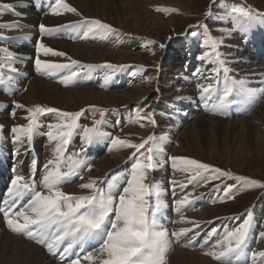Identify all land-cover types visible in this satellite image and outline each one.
Wrapping results in <instances>:
<instances>
[{"label":"rangeland","instance_id":"374dc122","mask_svg":"<svg viewBox=\"0 0 264 264\" xmlns=\"http://www.w3.org/2000/svg\"><path fill=\"white\" fill-rule=\"evenodd\" d=\"M28 1L30 2V0ZM39 1L33 3H26L24 1L8 3L13 5L14 8L11 10H0V24L12 23L19 25V27L12 29L0 27V36L6 37V39H0V49H7L8 52L12 54L11 58L14 62L13 67H15L16 69L25 68L26 65L30 66L31 68H35V65L33 66V64H35V60L37 58L48 57V55H44L43 49L40 50L39 54L37 53V45L39 43H42L43 40H47L50 36L48 34L41 33L39 26L43 23L38 19V23L35 26L26 25L24 23V20H26L27 14L22 13H27L32 9V7L38 6ZM65 3H67V0H65ZM182 4L183 9L166 6H162L161 8L158 7L160 9H168L169 11L167 12L158 11L157 8L148 7L147 11L149 13V17L147 18V20H151V15H159L161 16V20L164 23H168L169 21H171V26H165V28H161L160 25H157L155 32L150 33L149 36L147 35L148 33H146L144 28H141L138 31L131 32L133 35L119 34V30L113 28L116 30V34H109L107 36H104L102 33H98L97 36L95 35V38L92 39H90V35L85 38L83 36V33H80L79 31L77 40L74 41L72 39V35L73 30H76L75 26L84 23L85 21H91V19H83L76 22L63 23L53 28L46 27L47 29H50L54 32L57 28L59 31L63 30L64 35L59 38L57 37L58 40L61 41L65 40L75 44L81 43L85 46L93 45L96 47H109L111 50L115 49L117 51L121 49L125 50L126 48L131 49L133 47L132 50H134L133 52L137 53V56L140 58L141 63H131L133 65H119V68L123 67L125 73L127 72L125 76V79L127 80L125 81L124 86H118L116 80H114V77H116L117 75H120L119 77H121V74H118L116 71L109 67L106 71V64H102L103 66H99L100 64H89L94 66L97 65V67H100V69L96 68L95 72H93V69H89L84 65L83 67L82 65L76 67L72 66L73 68L61 70L60 72H58L59 75L52 76L51 78H49V80L52 81L51 83H55V80H57L58 77L68 75L71 69V71H77L79 73L77 79L81 81V85L97 87L103 92L123 93L126 89H129V87L138 86L142 83L144 85H147L148 87H151L153 94L158 95L156 102H151L149 97L146 96L147 99H144L141 103L137 105L132 103L130 104L131 106L127 105V107L121 111H119L118 109H112L109 111L107 109L99 107H87L83 109V113L78 122L84 124V126L81 129L79 127L78 131L79 134L84 137L83 128L92 127L94 121H102V123L99 125V128L101 127V130L103 132L110 133V137L112 138L120 137L119 132L125 128L130 127L138 131H147L148 134L145 137H136V140H132L130 142L138 144L143 142V140H145L148 136H154L156 138V141L159 142L160 146L164 148V154L156 158V160L158 161L157 169L159 170L160 175L167 174V180H169L176 168L173 167V162L170 159V157H173V155L168 152V150L175 145V141H173L172 137V134L175 133V130L172 125L174 127L178 125V121L174 122L173 117L176 115L175 112L180 111L173 105L175 104V102H178V106L181 107V112L184 114L186 113L187 115H189V113H196L195 109L192 110L191 108H187L186 105H183L187 102V96H183L184 94H186V92L192 90L193 94L190 97L188 96L189 99L195 101L196 105L203 107L202 104L208 103L209 101L204 102L200 100L199 85L214 83L217 79L219 82V77L224 82L228 78H230L232 81L243 80L245 82L246 88L251 90L250 101L252 102L253 108L246 115L247 118L250 117L249 115L253 116L259 104L264 102V100H262L264 96V74L257 75L256 80H244L243 77L234 75V72L232 71L233 62L229 60V58L232 56L230 52L238 53L242 60V62L239 61V64H245L247 67L260 65L264 69V64L262 63L258 62V64L251 61H243V58L245 56H249L251 60L254 59L245 50L246 48L239 40V36L235 33V31L238 32L239 28L236 27L232 15L233 8L246 7L253 13L252 23H258L264 21V9L255 7V4L252 3V0H184ZM55 6L56 3L53 4V8ZM60 11L61 14L57 15L59 17H66L74 14L73 12H68L63 9H60ZM209 11L211 12L210 16L207 15ZM16 13H19V15H16ZM46 15L53 16L55 14H53L52 9L49 7L45 12V16ZM221 20H224V22H222ZM154 23L155 22H151V25H153ZM223 26L224 28L225 26L231 28V34H233L232 37H234L232 44L240 43V47H237L233 50L226 44L218 43L219 41L217 40V37L222 33L221 29ZM29 31H33V33H27ZM19 32L23 33H21L20 35H14L12 37L9 36L10 34ZM193 33H195V35H193ZM68 34H71V38H69ZM242 36L245 35L241 34L240 37ZM17 37H24L32 42L29 45H26V43H29L28 41L26 42L22 40V42L16 43L14 39ZM245 37L247 39V36ZM57 38L55 35V39ZM8 40H12L11 45L7 44ZM206 40L209 41V44L213 40L217 41L218 44L216 45L215 51L219 54L220 60L223 61V64L221 66H219L217 62L209 63L208 61H202L200 59V57L203 56L205 52H212V49L209 47V45L205 43ZM17 45H19V47H25V49L16 51L14 47ZM227 54L230 55V57L228 58L227 63H225L223 56ZM191 55H193L194 60L192 69L189 68ZM49 56H51V54H49ZM21 57L23 60H25V62H21L18 59ZM50 58H54V60L66 59L67 55H52ZM212 59L213 61H215V57H213ZM6 60V53L0 51V62H4ZM61 64H70V62ZM225 67L229 70L227 74H225L223 71V68ZM213 69H219L218 78L217 74L213 72ZM97 70L104 71V73L107 74L106 76H109L110 79L112 76V82L116 86H112L113 84L110 79L105 82L106 76L102 75V73L97 72ZM176 70L177 72H175V74L174 71ZM198 70L199 74H197ZM17 72L20 73V70H17ZM40 73L39 75L42 74ZM175 75H178L179 77L175 79ZM45 77L48 76L46 75ZM94 77L96 79H94ZM26 78L27 77H24V81H26ZM4 79L5 81L7 80L6 75ZM24 81H16V84L21 91L18 96L24 94L26 91V86H22L19 84L20 82ZM89 81L95 82V84L91 85ZM161 82H166V84L169 85L174 84L175 86H179L180 88H178V90L175 92V96H171L172 98L168 96V98L166 95L172 91L170 87L175 88V86L166 85L168 87L166 88V86L159 85ZM60 86L63 90H66L67 88L64 84H61ZM72 88L75 91H78L80 89V87L77 86ZM13 91L8 94L9 97L2 93L3 96L5 95V100L10 107H14V105L16 104L14 102V95L16 94ZM160 97L165 99L164 103H162L161 100L158 101ZM216 103L217 102L214 101L212 103V107L209 110L204 109V111H202V114L205 112L203 115H205L206 117H218L217 119L223 120L224 129L229 127V123L235 121V119H237L238 121L239 119L243 118L242 116L240 118L227 120L226 117L222 114H215L210 112L213 110ZM81 111L82 109L78 112ZM84 111L86 112V115L87 113H89L90 115L85 116ZM101 112H103V115H101ZM57 114L58 113H46L42 115V117L46 118ZM246 116H244V118ZM177 120L185 124L191 123L189 122V119L185 120L181 119L180 117H178ZM42 123L43 124L39 127L41 129V132L46 130L44 122ZM163 126L169 127L162 129ZM77 128L75 130H77ZM224 132H226V130H224ZM257 132H260L261 134L258 135V133L255 135V141H253L252 144L245 143L241 138L234 139L230 137L225 138L224 136L219 137L216 136L215 133L206 135V139L211 143L216 144L217 148H224V151H234L233 153H235V158L231 157L229 160L223 161L220 158H216L213 159V161H208L212 163V165H209L213 168H219L230 173L232 177H246L249 180H255L260 184H264V126H261V128L257 129ZM168 134H170V137L168 136ZM165 137L166 139H163ZM258 138H261L259 140V144L256 143ZM129 150L133 152L135 151L134 149ZM141 151L143 152L144 150ZM133 152L131 153L133 160L138 159L139 154H137L136 157H133ZM165 160H168L171 165L167 166ZM203 160L207 161V156H204ZM160 162L162 163L160 164ZM227 162H230V167L225 166ZM152 175H155V173L149 172L148 176L151 177ZM212 175H214V173H203L202 177H198L195 180H191L188 182V184H192L193 182H196L198 180L199 183H197L194 190H200L201 195L210 194L212 196L211 200H209L208 202L204 204L202 203L201 206L198 205L199 208H203L209 205H211V207H217L215 208L216 210L211 218L203 222L205 224L208 223L207 226H210V232H212V230H215L214 232L216 233L217 228L219 230V228L221 227L219 230L221 233L219 234V232L217 231L219 236L215 239L216 241L214 242V244H212V246L217 245L218 242H220L221 239L223 240L229 232L234 231L237 227H239L245 219H250L251 226L246 238V243L244 245V252L239 256L237 264H264V258L259 256L253 258V253L264 252V237L260 235V233L264 232V187H248L243 185V182L238 181L234 178L211 179ZM204 176L209 177V179L205 181L203 178ZM155 179L156 178L154 177V179L150 183L155 182ZM226 185L232 188L231 196L228 195V188L226 187ZM172 213L173 212L168 213V218L171 219V221L175 218ZM241 215L242 218H239V216ZM158 223H161V221H158ZM172 226L171 228H169L170 231L174 229V227ZM208 248L209 247H206V249ZM205 253L206 252H204V256H207ZM233 259L236 258L233 257ZM212 262L214 264H220V262L215 260L214 258Z\"/></svg>","mask_w":264,"mask_h":264},{"label":"bare ground","instance_id":"6f19581e","mask_svg":"<svg viewBox=\"0 0 264 264\" xmlns=\"http://www.w3.org/2000/svg\"><path fill=\"white\" fill-rule=\"evenodd\" d=\"M20 1L30 3L28 0H0V4H8ZM183 2L184 0H67V4L75 8L76 12L71 16L59 17L57 15L45 16V12L49 8V6L43 3L41 0L39 1L38 6L32 7V9L29 10V12L27 13H22L27 14L26 20H24V23L26 25L35 26L38 23L39 19L47 28H53L63 23H71L83 19H91L100 20L101 22L110 25L112 28L118 29L119 34H132L131 32L138 31L141 28H144L146 33H148L147 35L149 36L150 33L155 32L157 25H160L161 28H165V26H171V21H169L168 19L169 22L164 23L161 20V16L159 15H151V20H147V18L149 17L147 8L153 7L158 9V7L161 8L162 6H166L183 9ZM252 3L255 4V7L264 9V0H252ZM221 21L224 22V20ZM151 22L155 23L151 25ZM75 29L76 30H73L72 35V39L74 41L77 40L78 32L79 30H81L78 28ZM57 30L58 28L55 32L52 31L54 34L50 35L47 40H43L42 43L45 44V46L50 47L56 51L64 52L67 55V58L54 60V58H50L52 56L51 54V56L48 55L47 58L42 57L39 59L47 60L54 63H68L71 60H76L79 62V64L76 66L82 65V67L83 65L87 66L89 64H100L99 66H101L102 64L116 65L118 67L111 69L116 71L118 74H121V77L125 73V70L123 67L119 68V65L141 63L140 58L137 56V53L133 52V47L131 49L126 48L125 50L121 49L117 51L115 49L111 50L108 46V48H104L102 46L96 47L93 45L85 46L81 43L75 44L65 40L61 41L58 40V38L62 36L59 35V32ZM221 32L222 33L217 37L219 44H226L227 46H230L233 50L237 47H240V43L232 44L234 37H232L233 34H231V28L227 26H225L224 28L223 26ZM21 33L23 32L15 34L13 33L9 36L12 37L14 35H20ZM27 33H33V31H29ZM55 35L56 38L58 37L57 39H55ZM95 35L97 36V34H90V39L95 38ZM68 36L69 38H71V34H68ZM14 48L16 49V51L20 49H25V47H19V45L15 46ZM230 53L232 55L231 57L227 54L224 55L223 58L224 62L227 63V60L230 57L229 60L233 62L232 71L234 72V75H237L238 77H243L244 80H256L257 75L264 74V69L262 66L257 65L253 67H247L245 64H239V61L242 62L239 54L233 52ZM243 61H251L253 63H258L256 60H251L249 56H245L243 58ZM34 65L35 64H33V66ZM99 66L91 69H93V72H95L96 68L100 69ZM73 67L71 65L70 68ZM35 68H31L30 66L26 65L25 68L17 69L20 70V73L24 74L25 77H27L26 81L19 83L22 86H26V91L20 96H18L17 93L13 91L16 94L14 95V102L16 104L24 105L25 108L22 109L10 107L5 100V95L3 96L2 92H0V125L3 126L2 130H0V158L3 161L7 162L8 165H11L10 168L13 174L17 176H23L25 180L31 177L33 170L31 155L28 152H24V149H26L28 146V142L25 141L24 144L16 143L14 141V134L11 132V129L16 125H25L27 123V120L25 119V117H27L28 115L26 108H31L36 105H40L43 107H52L62 112L71 113L78 112L81 109L83 110L87 107H99L107 109L109 111L112 109H118L119 111H121L126 108L127 105H130L132 103L137 105L141 103L144 99H147L146 96L149 97L151 102H156L158 97V95L153 94L151 87H148L143 83L139 84L138 86L129 87V89H126L123 93L103 92L97 87L81 85V81H79V84L77 85V87H80L78 91L73 90V86H71L73 82L66 86L68 89L66 88V90H63L60 86V79L62 77H58L57 80H55V83H51L52 81L49 80V78H51L52 76L59 75L58 72H55L51 75H47L48 77H45L46 74L43 75V73L41 74L40 72H37ZM107 70L108 67L106 71ZM175 72H177V70L174 71V73ZM39 73L41 75H39ZM101 73L102 75H107L106 73H104V71H101ZM119 76L120 75L114 77V80H116L118 86L124 85L127 79H125L124 77L123 79H121V77ZM178 77V75L174 76L175 79ZM159 85L175 86L174 84H166V82H161ZM166 88L168 87L166 86ZM170 88L172 91L166 95L167 97L175 96V92L180 87L175 86V88ZM192 94L193 91L190 90L189 92H186V94L183 95L184 97L187 96V102L183 105H186L189 109H195V114L189 113V115H187L186 113H182V109L180 106H178V102H175V104L173 105L180 111L175 112L176 115L173 117V121H178V125L176 127L172 125L175 130V133L172 134L173 141H175V145L168 150L171 155L176 157L191 158L197 161H202V163L212 165V163L208 161H213V159L216 158H220L222 161L229 160L231 157L235 156V153H233L234 151H224V148H217L216 144L211 143L209 140L206 139V135L215 133L216 136L219 137L224 136L225 138L230 137L234 139L241 138L245 143L252 144V142L255 141V135L258 133V135L261 134L260 132H257V129L261 128V126H264V102L259 104L253 116L249 115L250 117L247 118L246 116L245 118L243 117L238 121L237 119H235V121L229 123V127L224 129L223 120L217 119L218 117H206L205 115H203L205 112L202 114L204 108L196 105L195 101L189 99ZM159 100H161L162 103L165 102V99H163L162 97H160L158 101ZM262 100H264V96ZM13 111H15L16 114L15 118H13V116L11 115ZM84 115L87 116L90 114L87 113L86 115V112L84 111ZM40 117V125H42V122H44L46 130L41 132V129L38 128V130L34 133L37 138L34 143H36V141L38 140H41L39 145H36L37 150L43 152V154L41 155L42 161L40 163V166H42L40 172L41 178L44 174V165L49 159H52L54 156V148L56 147L57 143L47 135V133L49 132L48 126L58 123L59 115L57 114L46 118H43L42 116ZM178 117L185 120L189 119V122L191 123L185 124L177 120ZM77 125H79L77 130H74L72 134L74 135V140L78 143V146L75 150L71 149L73 157H75L76 154L81 151V149H85L87 146L84 144V137L83 139H80L78 131L79 127L81 129L84 124L77 122ZM168 127L169 126H163L162 129ZM224 130H226V132H224ZM52 131L55 134L56 130L52 129ZM147 134L148 132L145 130L138 131L131 127L125 128L119 132L120 138L128 141L136 140V137L143 138ZM168 136L170 137V134H168ZM261 138H258L256 142L257 144H259V140ZM70 139L71 138H69V140ZM108 145H105V147H102L99 151H97L96 158H99L91 165L90 171L85 170L83 179H80L75 185L63 189L62 191L73 195H89V190L81 189L79 187L80 184L86 183L93 178L96 179L98 183H101V181L104 180L108 174L119 170V166L122 165H126L127 171L131 173L132 167L135 163V160H133L131 155L133 151L129 150L131 148H119L118 146L113 145L111 149H108V147L110 146ZM13 147V151L10 152V148ZM15 149H19V153L22 152V154L14 156L13 152ZM22 155L25 158L24 163L15 168V166H17V164L19 163ZM204 156H207V161L203 160ZM127 162L129 163L127 164ZM161 163L162 162H160V164ZM165 163L168 166L170 162L168 160H165ZM225 166L230 167V162H227ZM149 172L155 173V183L161 184L165 189L163 197L168 207L165 208L162 212H164L165 214V218L168 222V225L166 226L163 223L159 224L161 227L166 228L173 221L172 227H174V229L170 231L169 228H166L169 233L170 240L169 250L166 253V264H214L212 262L213 258L208 255L204 256V252H208L210 250L220 251L221 249L214 248L212 245L205 244H208L213 239L214 241L212 244H214V242L216 241L215 239L221 233L219 231L221 227L219 228V230L217 228L219 234L217 231L215 233L213 230L212 232H210V226H207L208 223L205 224L203 222L211 218V216L216 210L215 208L217 207H211V205H209L203 208H199L198 206H201L202 203L204 204L211 200L212 196L210 194L201 195L200 190H194L195 186L197 185V183H199V181L197 180L192 184H188V176L190 175V173L183 172L178 167L175 168V171L173 172L169 180H167V174L160 175V172L157 167L149 170ZM129 178L130 174L127 179ZM173 181H175V185H173ZM181 185H183V187H181ZM186 194L189 195L190 203L188 205H185L180 212H177L176 201L182 199L183 196ZM153 199L154 197L150 199L151 203ZM170 212H173L172 214L175 216L172 221H170L171 219L168 218V213ZM192 222H198L199 228H193ZM182 228L191 229V231L181 236L172 235V233L179 232V230ZM40 244L28 238V236L24 233H16L11 231L6 223V220H4L3 212L0 211V264H60L58 260L54 259L49 254L47 248L42 247ZM206 247L209 248L206 249ZM80 264H90V262L82 259L80 260Z\"/></svg>","mask_w":264,"mask_h":264},{"label":"snow or ice","instance_id":"6c2138e0","mask_svg":"<svg viewBox=\"0 0 264 264\" xmlns=\"http://www.w3.org/2000/svg\"><path fill=\"white\" fill-rule=\"evenodd\" d=\"M13 8L14 6L11 4L0 5V10ZM60 9L76 12V9L65 3V0H56V6L52 8L53 14L60 15ZM157 10L169 11L160 8ZM207 15L210 16L211 12L209 11ZM232 15L236 27L247 33L253 21L252 11L246 7H237L232 9ZM0 27L12 29L19 27V25L5 23L0 24ZM39 27L42 34H54L43 24ZM75 27L83 30L85 38L90 34L102 33L104 36L116 34L115 29L100 20L85 21ZM0 39H6V37L0 36ZM205 43L209 45L212 52H205L200 59L209 63L218 62L222 65L223 61L220 60L219 54L215 51L217 41L213 40L209 44V41L206 40ZM41 49L46 56L49 54L54 56L66 55L64 52L56 51L43 43H39L37 45L38 54ZM0 51L6 53L7 56L6 61L0 62V73H3L5 67L10 73H16L17 69L13 67L12 54L7 49H0ZM213 57H215V61H213ZM70 64L76 66L79 62L71 60ZM35 67L37 72L51 75L63 69H69L70 65L37 58ZM87 67L91 69L97 66L87 65ZM107 67L116 68L118 66L108 64ZM223 71L227 74L229 70L225 67ZM213 72L217 74L218 78L219 69H213ZM197 74H199V70ZM78 76L77 71H70L68 75L60 79V83L67 86ZM13 79L12 75L8 76V80ZM109 79L110 77L106 76L105 82ZM4 82L3 75L0 74V85H3ZM216 82L199 85V98L201 101L208 102L215 96L217 103L213 111L217 114H226L228 108L241 102L235 98L234 93L239 96L251 94V90L246 88L243 80L232 81L231 85L226 83L222 94L216 88ZM14 107L25 108L21 104H15ZM26 111L28 113L25 117L27 123L16 125L11 129L14 134V141L20 144H24L25 141L30 143L33 134L40 127L39 117L46 113H58L59 122L49 125V132L47 133L57 143L54 148V156L44 165V174L39 182H37L35 175L28 180H25L23 176H16L11 181V199L5 202L8 207L0 209V211L5 212L9 229L16 233H24L37 243L44 244L48 251L53 254L59 252L62 257L69 258L67 264H80L81 258L89 261L90 264H166V253L170 244L169 233L166 228L161 227L158 223L159 214L168 207L162 198L165 189L161 184L155 182L146 183L149 170L158 166L156 158L164 153V148L160 146L156 138L148 136L138 144L120 137L112 138L114 146L134 149L133 157L139 154V158L135 160L132 167L130 178L127 179L125 186L118 194L113 192L118 177H113L111 182H101L105 183V187H101L94 178L80 184L81 189L89 190V195L68 194L61 190V186L74 176L83 179L82 169L91 170L90 164L79 159V153L75 157H70L65 152L69 138L77 128V122L83 110L71 113L36 105L26 108ZM11 115L15 118V111ZM101 123L102 121H94L92 127L83 128L85 145H90L95 140L110 136V133L103 132L99 128ZM2 127L0 125V130ZM52 129L56 130L55 134ZM19 154V149H15L13 155ZM170 159L173 162V167L190 173L189 181L202 177L203 173L211 172L214 173L211 179L234 178L248 187H264V184H260L258 181L249 180L246 177H232L230 173L224 170L213 168L209 164L195 159L176 156L170 157ZM203 178L205 181L209 179L207 176ZM172 183L175 185V181ZM226 187L228 188V195L231 196L232 188L227 185ZM153 197L155 202L151 203L150 199ZM189 203V195L186 194L182 199L176 201V211L180 212ZM18 206L20 210L13 211ZM192 223L193 228H199L198 222ZM250 226L251 220L245 219L239 227L229 232L223 240L213 246L220 248V251L210 250L205 254L219 261L220 264H237L239 256L244 252ZM189 231L191 229L182 228L172 235L181 236ZM260 235L264 237V232ZM93 242H96L98 246L94 250L85 252L86 246ZM78 253L85 254L81 257ZM256 256L264 258V252L253 253V258Z\"/></svg>","mask_w":264,"mask_h":264}]
</instances>
